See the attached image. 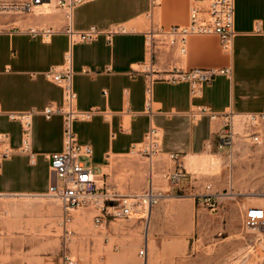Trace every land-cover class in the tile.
Segmentation results:
<instances>
[{
    "label": "crops",
    "instance_id": "0c3cea01",
    "mask_svg": "<svg viewBox=\"0 0 264 264\" xmlns=\"http://www.w3.org/2000/svg\"><path fill=\"white\" fill-rule=\"evenodd\" d=\"M54 2L38 5L36 15L0 18V132L9 134L8 144L15 149L0 167V195H51L54 175L49 157L63 148V117L46 118L42 110L62 106L64 93L45 72L63 64L68 52L77 108L97 109L89 117L76 119L74 129L80 143L92 146V156L83 158L96 161L98 177L112 159L133 154L151 127L161 135L156 167L165 170L167 164L172 168L189 163L192 169L193 157L206 164L208 155L228 150L220 147L226 113L264 110V0H235V35L229 51L214 34L188 36L185 51L179 43H164L159 31L188 24L191 0L156 4L152 0H85L74 7L71 23L76 31L96 27L100 33L90 41L70 37L64 11L60 7L53 11ZM200 3L206 5L204 0ZM31 28L39 32L32 34ZM47 28L51 33L44 34ZM172 66L229 67L232 72L216 76L194 94L188 82L163 78ZM30 109L36 110L31 146L29 152H22L18 150L22 123L9 113ZM172 154L178 155L177 162ZM152 176L156 184L155 169ZM184 185L185 191L171 188L177 195L189 192L195 223L203 225L209 212L197 195L205 192L203 180L185 179ZM212 192L220 194L219 184ZM221 202L219 195L213 209L219 210ZM251 202L242 201L243 213ZM131 264H138L134 255Z\"/></svg>",
    "mask_w": 264,
    "mask_h": 264
},
{
    "label": "rangeland",
    "instance_id": "374dc122",
    "mask_svg": "<svg viewBox=\"0 0 264 264\" xmlns=\"http://www.w3.org/2000/svg\"><path fill=\"white\" fill-rule=\"evenodd\" d=\"M57 8L54 2L52 10ZM14 14L32 16L37 11L18 14L0 10L1 19ZM139 149L142 147L110 161L105 173L97 177L100 192L108 188L135 194L147 188L149 159ZM207 158L206 164L190 158L196 164L192 169L186 163L193 180L201 178L203 183L211 182L213 188L219 184L220 188V209L209 208L205 223L199 226L189 192L177 195L164 177L170 165L165 170L156 167L158 154L153 158L156 185L163 192L148 214L109 216L111 221L97 227L95 205L80 207L67 226L68 239L61 225L58 195H0V264H62L65 251L78 264H131L133 255L138 264H264V231L246 228V211H242L245 199L252 201L250 206L264 207V144H252L239 136L232 152L228 149ZM83 161L95 171L100 169L96 161ZM144 245H148L145 259L140 256Z\"/></svg>",
    "mask_w": 264,
    "mask_h": 264
},
{
    "label": "built area",
    "instance_id": "2783aa9c",
    "mask_svg": "<svg viewBox=\"0 0 264 264\" xmlns=\"http://www.w3.org/2000/svg\"><path fill=\"white\" fill-rule=\"evenodd\" d=\"M52 0H22L0 2V10L18 14L30 13L37 5L50 3ZM57 6L64 11L66 32L73 40L90 41L95 39L100 31L96 27L87 30L76 31L71 23L72 11L75 6L85 0H55ZM159 3L160 0H152ZM202 0H191L190 19L186 25H175L168 29L159 31L166 44L179 43L182 51H185V43L188 36L217 35L221 45L227 51L231 50L234 30L235 0H204L206 5L200 3ZM39 32L37 28H31V33ZM44 34L51 33V29H43ZM231 68H192L182 69L172 66L166 70L163 78L173 82L186 81L191 87L192 93L200 92L202 85L211 82L218 75H231ZM46 76L61 85L64 93V103L60 107L46 106L42 113L46 118L54 114L63 117V148L61 151L50 155V169L54 175L53 190L51 194L59 196L62 202L61 225L64 229L65 239L69 238L68 224L73 220L74 210L90 204H94L98 213L94 217L97 227L103 226L111 221L109 216L120 218H131L134 213H149L157 204L162 190L157 187L153 180L155 169L154 155L161 151V135L156 127L146 134L143 144L139 149L149 159L150 176L148 186L142 193L125 194L117 190L106 189L100 192L98 174L92 165L86 164L82 158L91 157L93 148L89 144H82L74 129V121L78 118H86L94 113L96 108L81 111L77 108V93L73 86V68L71 53H66L65 61L61 65L52 66L45 72ZM106 93V91H104ZM35 109L26 111H12L9 117L17 119L22 123V144L18 150L29 152L32 138V116ZM213 118L216 115H212ZM224 131L220 136V147H228L230 151L236 144L237 138H243L252 144H264V110L255 112L236 113L229 111L224 115ZM9 134L0 132V167L9 159L15 149L8 144ZM171 159L177 162L178 155L172 154ZM164 177L170 186L181 187L185 191L184 181L193 180L192 174L184 166L176 165L164 172ZM197 179V178H195ZM205 192L197 194L201 196L205 206L215 207V199L221 195L212 192L213 183H204ZM244 225L248 229L260 228L264 231V207L250 206L247 208ZM148 253V245L140 250V256L144 259ZM62 264H78L77 260L65 251L61 257Z\"/></svg>",
    "mask_w": 264,
    "mask_h": 264
},
{
    "label": "bare ground",
    "instance_id": "6f19581e",
    "mask_svg": "<svg viewBox=\"0 0 264 264\" xmlns=\"http://www.w3.org/2000/svg\"><path fill=\"white\" fill-rule=\"evenodd\" d=\"M47 4H48V3H47ZM37 6H38V5H37ZM37 6H36V7H37ZM43 6H44V5H43ZM36 7H35V8H36ZM42 8H43V7H42ZM51 195H55V194H51ZM149 212H150V211H149Z\"/></svg>",
    "mask_w": 264,
    "mask_h": 264
}]
</instances>
